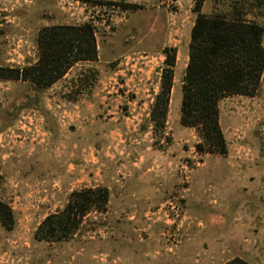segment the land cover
Returning a JSON list of instances; mask_svg holds the SVG:
<instances>
[{
	"label": "rangeland",
	"instance_id": "374dc122",
	"mask_svg": "<svg viewBox=\"0 0 264 264\" xmlns=\"http://www.w3.org/2000/svg\"><path fill=\"white\" fill-rule=\"evenodd\" d=\"M234 1L0 0V68L35 64L42 27L89 23L97 48L47 88L0 79V200L13 213L0 264H264V75L254 96L219 102L224 155L197 151L199 132L180 124L196 8L228 15ZM241 13L264 29V7ZM165 48L172 89L154 122ZM97 186L108 201L76 234L34 239L72 191Z\"/></svg>",
	"mask_w": 264,
	"mask_h": 264
},
{
	"label": "trees",
	"instance_id": "16d2710c",
	"mask_svg": "<svg viewBox=\"0 0 264 264\" xmlns=\"http://www.w3.org/2000/svg\"><path fill=\"white\" fill-rule=\"evenodd\" d=\"M264 0H235L230 13L203 15L196 8L190 32L187 64L181 80L180 124L195 128L202 143L197 151L224 155L226 142L218 120V104L228 96L252 97L264 75L263 26L246 21L241 13L246 6L264 7ZM38 59L23 68H0V79L21 80L47 88L61 79L80 61L97 58L94 27L89 23L72 26L42 27L38 31ZM164 68L159 92L151 109L152 120L164 119L172 89L175 51L164 49ZM170 54V55H169ZM109 197L106 187L97 186L72 191L65 206L47 215L34 231L38 242H60L79 230L83 218L92 208L102 209ZM0 226L13 227V213L0 200ZM225 264H249L234 258Z\"/></svg>",
	"mask_w": 264,
	"mask_h": 264
},
{
	"label": "built area",
	"instance_id": "2783aa9c",
	"mask_svg": "<svg viewBox=\"0 0 264 264\" xmlns=\"http://www.w3.org/2000/svg\"><path fill=\"white\" fill-rule=\"evenodd\" d=\"M177 0H157L158 6L169 8L176 4Z\"/></svg>",
	"mask_w": 264,
	"mask_h": 264
},
{
	"label": "crops",
	"instance_id": "0c3cea01",
	"mask_svg": "<svg viewBox=\"0 0 264 264\" xmlns=\"http://www.w3.org/2000/svg\"><path fill=\"white\" fill-rule=\"evenodd\" d=\"M82 10V8H80V11ZM84 10H85V13H84V15H85V17L87 16V14L89 13V11L86 9V7L84 8ZM79 11V12H80Z\"/></svg>",
	"mask_w": 264,
	"mask_h": 264
}]
</instances>
